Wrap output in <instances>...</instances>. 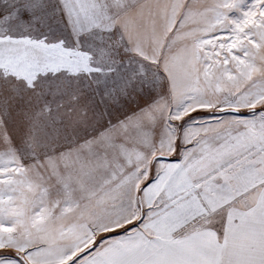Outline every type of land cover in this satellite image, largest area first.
Instances as JSON below:
<instances>
[{
    "label": "snow or ice",
    "instance_id": "1",
    "mask_svg": "<svg viewBox=\"0 0 264 264\" xmlns=\"http://www.w3.org/2000/svg\"><path fill=\"white\" fill-rule=\"evenodd\" d=\"M0 264H264V0H0Z\"/></svg>",
    "mask_w": 264,
    "mask_h": 264
}]
</instances>
